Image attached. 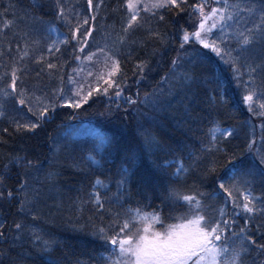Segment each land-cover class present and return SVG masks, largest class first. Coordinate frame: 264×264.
I'll use <instances>...</instances> for the list:
<instances>
[{
  "label": "snow or ice",
  "instance_id": "1",
  "mask_svg": "<svg viewBox=\"0 0 264 264\" xmlns=\"http://www.w3.org/2000/svg\"><path fill=\"white\" fill-rule=\"evenodd\" d=\"M102 3L87 0L81 13L55 0L53 16L67 33L45 24L44 41L50 42L42 48V41L25 31L17 42L18 55H11L8 41L10 63L0 66V118L7 120L0 128V148L9 138L20 145L0 151V264H70L66 240L44 226L52 207H60V180L68 170L83 173L84 179L95 177L88 190L81 186L76 203L91 204L101 220L99 227L92 224V235L112 246L106 249L105 264H264V121L259 125V147L255 126L251 138L233 143L237 130L221 127L230 98L218 84L212 86L216 62L208 55L215 54L226 66L250 116L264 118V0H123L114 9L121 16L118 31L115 25H101L102 42L93 46L90 38ZM0 9V17H14L0 20L3 37L16 26L18 15L38 19L31 10L18 14L12 0ZM185 16L187 23H182ZM68 47L77 62L67 73L72 87L65 86L61 57L55 55ZM169 48L176 55L157 82L159 92L154 89L141 99L137 87L135 97L124 95L129 82L122 58L136 61L133 76L138 86L150 78ZM29 60L41 66L37 77L45 67L50 78L60 74L59 87L51 94L38 95L25 86L32 71ZM93 93L108 101L102 116L111 117L113 107L119 113L128 105L123 107L127 120L130 107L139 113V106H145L147 119L137 124L132 137L136 146L99 130L90 131L91 147L81 156L65 158L59 137L49 136L43 158L38 146L25 144L40 136L58 107L78 110ZM205 120L209 127L195 151L165 135L173 121L186 138ZM65 137L72 139L67 129ZM109 158L114 171L104 167ZM144 160L149 168L142 173L139 165ZM69 227L84 231L89 224H80L78 218Z\"/></svg>",
  "mask_w": 264,
  "mask_h": 264
},
{
  "label": "trees",
  "instance_id": "2",
  "mask_svg": "<svg viewBox=\"0 0 264 264\" xmlns=\"http://www.w3.org/2000/svg\"><path fill=\"white\" fill-rule=\"evenodd\" d=\"M55 0H12V3L16 5L17 13L20 14L22 9L31 10L32 15L38 17V19L33 20L31 16L28 19H22L18 15L16 19V26L7 32V37L0 36V45H3L5 50V57L0 58V66L7 65L10 63L7 52L8 41L12 40L11 55H18L16 53L17 42L20 41V37L25 31H30L31 37L33 39H40L42 44L40 47H45V44L50 41H44V25L51 23L59 28L60 33H67L68 29L62 23L57 24L53 16L51 6L54 4ZM123 0H103L102 6L99 10L98 19L96 21V30L94 32V37L90 38V43L95 46L96 42L101 41L104 32L101 25H115L118 31L121 16L117 11L119 5ZM194 2V0H193ZM9 0H0V4L7 5ZM62 3L68 9H73L84 13L87 9V0H62ZM94 3H101V0H94ZM2 11V9H0ZM42 18V19H41ZM2 19H14L11 13L7 17H0ZM73 23H75V16L72 15ZM182 23H187V17L185 16ZM190 29V24H189ZM172 32V29H168ZM13 33H18L13 40ZM20 47L23 48V43H20ZM62 48L64 46H61ZM199 47V45H196ZM179 45H175V49H178ZM201 51H205L201 49ZM166 57L156 66L155 71L151 73L149 79L141 81L137 86L135 84V77L133 76V69L135 65V60L129 61L126 57H123V71L128 76L129 88L125 89L124 95H132L135 97L137 87H139L140 98L143 99L146 93H152L155 89L159 92L157 87V82L164 76L167 68L170 66V60L176 55V51L172 48L166 50ZM56 56H60V63L63 64L61 72L64 73L65 86L69 87L67 84V73H71L72 69L77 66V62L72 57V49L68 47L63 50L62 53H56ZM215 60V72H216V82L212 85L217 87L219 85V90L223 91L226 97L230 98L228 104V113L222 114V119L224 123L221 127H233L237 130L238 135L233 139V143L243 142L245 139L252 137V128L255 126V139L257 141V146L261 144L260 134L261 129L259 125L264 118L250 116L246 108L244 107L239 90L231 81V74L227 70L226 66L221 64L219 60L216 59L215 54L208 53ZM55 62V61H54ZM32 71L29 72L28 77L25 79V86L29 89H35L38 95H43L44 92L51 94L52 89L59 87V73L54 77L48 76V69L45 67L44 72L40 77L36 76V72L39 71L40 65H36L31 60L28 61ZM3 67H0V72H3ZM10 79V77H9ZM164 87H167L165 85ZM163 100L164 97H161ZM239 102V103H238ZM108 101L103 95H97L93 93L92 98L89 99L88 104H84L80 109L73 110L69 108H57L56 113L53 114L51 121L45 126L43 132L37 139L26 141L25 144L29 147L36 148L38 146L41 156L49 151V136L53 140L58 137L61 138V144L64 145V157L70 156H81L86 154L88 148L91 147L92 138H81V139H71L68 140L65 137L66 128L72 123L80 122V119L89 118L93 122L95 128L100 132L106 134L107 136H115L118 141H121L129 146H136V141L132 139L134 130L138 123H144L147 119L145 115V106L141 104L139 106L140 111L137 113L135 111V106L129 108V119L125 120L123 112V107H129L124 105L117 113V110L113 107V115L102 116L101 112L106 110V105ZM11 107L9 103L8 108ZM26 112V109H25ZM147 114L151 115V109H147ZM122 121V122H121ZM245 121H251V123L246 124ZM7 126V120L0 118V128ZM207 121L203 123L197 122L194 133H189L187 137L180 135V132L175 127V122H171L170 127L166 130V137L175 143H187L190 145L192 151H195L200 146V137L208 130ZM20 141H13L9 138V144L0 148V151L12 150L18 148ZM186 155V153H185ZM163 162V160H161ZM113 161L109 158V163L104 165L105 168L114 171ZM140 171L143 173L149 168L148 161L144 160L142 164L139 165ZM95 177H90V179H84L83 173H75L71 170L65 172L64 176L60 180V185L62 188V198L57 200L60 207H52L51 215L49 216L47 210L45 212L46 216H49V222L44 225L48 230L57 234L58 237L65 239L68 248L64 251L68 253V260L71 264L73 260H79L84 262V264H105V258L109 256V251L106 249H111V245L107 244L105 241L92 235V224L94 223L97 227L101 225V220L99 216L95 214L93 206L91 204H84L82 207H78L76 203V198L80 194L79 189L83 185L86 190L90 188V180ZM102 179L104 177H101ZM191 183V180L189 181ZM114 190V185H111ZM103 191V189H101ZM259 194V193H257ZM139 197L131 201V206L136 205V200ZM145 205L149 202L144 201ZM159 201H154L147 210L154 208ZM48 204L52 205L53 201L48 200ZM92 216L93 220L89 221V217ZM79 218V223H88L89 227L84 231H72L69 227L70 223H75ZM106 226L107 221H104Z\"/></svg>",
  "mask_w": 264,
  "mask_h": 264
},
{
  "label": "rangeland",
  "instance_id": "3",
  "mask_svg": "<svg viewBox=\"0 0 264 264\" xmlns=\"http://www.w3.org/2000/svg\"><path fill=\"white\" fill-rule=\"evenodd\" d=\"M190 29H191V25H190ZM52 38L54 39L55 35H53ZM69 87H72V86L70 85ZM74 99H78V98H74ZM88 119L89 118L80 119V122L72 123L66 128L69 131V134L72 135L73 139L92 138L89 135L90 131L98 130L97 128L94 127L93 122Z\"/></svg>",
  "mask_w": 264,
  "mask_h": 264
},
{
  "label": "bare ground",
  "instance_id": "4",
  "mask_svg": "<svg viewBox=\"0 0 264 264\" xmlns=\"http://www.w3.org/2000/svg\"><path fill=\"white\" fill-rule=\"evenodd\" d=\"M213 54V53H212Z\"/></svg>",
  "mask_w": 264,
  "mask_h": 264
}]
</instances>
